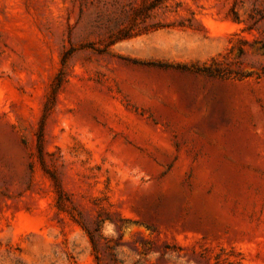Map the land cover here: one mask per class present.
<instances>
[{
  "label": "rangeland",
  "instance_id": "rangeland-1",
  "mask_svg": "<svg viewBox=\"0 0 264 264\" xmlns=\"http://www.w3.org/2000/svg\"><path fill=\"white\" fill-rule=\"evenodd\" d=\"M0 264H264V0H0Z\"/></svg>",
  "mask_w": 264,
  "mask_h": 264
},
{
  "label": "trees",
  "instance_id": "trees-1",
  "mask_svg": "<svg viewBox=\"0 0 264 264\" xmlns=\"http://www.w3.org/2000/svg\"><path fill=\"white\" fill-rule=\"evenodd\" d=\"M88 233L90 235V238H91V241H92V244H93V248L95 249V251H97L98 250V245H99L98 243H99V241L96 238V236L93 234V232H91L90 230H88ZM167 251L168 250H164V252H162V253H167Z\"/></svg>",
  "mask_w": 264,
  "mask_h": 264
}]
</instances>
